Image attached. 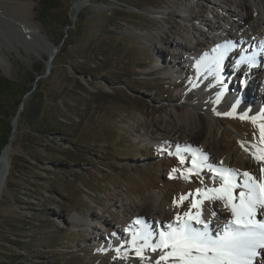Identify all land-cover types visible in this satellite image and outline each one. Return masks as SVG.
Segmentation results:
<instances>
[{"label": "rangeland", "instance_id": "rangeland-1", "mask_svg": "<svg viewBox=\"0 0 264 264\" xmlns=\"http://www.w3.org/2000/svg\"><path fill=\"white\" fill-rule=\"evenodd\" d=\"M30 1L35 3V21L58 49L48 66L47 46L34 42L32 30L20 32L16 25L20 20L0 17V53L6 58L7 75L1 68L0 74L31 88L16 115L15 96L6 100V115L0 114L3 134L16 118L10 152L16 172L9 171L0 195V264H152L159 251L145 249L141 260L130 244L131 226L135 232L141 227L134 223L133 208L146 205L148 214L155 215L158 194L159 206L172 205L174 216L180 208L182 213L188 211L193 196L179 205L174 199L220 181L208 167L199 176L184 179L181 171L192 166L193 154L199 162L203 157L199 149L206 141L224 144L229 139L256 151L252 145H258L254 139L260 138L259 128L241 115L212 113L213 137L206 131L197 149L178 150L183 165L178 151L168 149L158 132L147 133L149 126L159 123L166 126L169 138L187 142L186 133L193 126L176 133L183 126L179 117L191 105L206 104L207 97L199 96L196 88L201 83L199 72L170 45L184 29L182 5L193 0H88L76 18V0H60L50 26L40 16L42 0ZM215 11L228 19L219 8ZM204 16L217 24L211 14ZM195 24L213 36L203 22ZM219 33L218 38L227 40ZM235 36L233 56L238 58L248 45L239 33ZM234 57L223 56L224 69H235L229 83L233 90L239 78L243 81L241 73L236 78L239 68ZM263 59H255V70ZM38 67L45 73L38 74ZM244 89L258 98V87ZM237 148L241 164L256 162L252 152L246 156L248 148ZM207 155L218 157L214 151ZM206 165L213 167L210 162ZM173 168L177 172L172 173ZM255 179L260 181L259 176ZM150 227L156 230L152 221ZM117 231L121 233L118 239L113 237V245L108 236ZM142 243L137 240L136 246ZM258 264H263L260 259Z\"/></svg>", "mask_w": 264, "mask_h": 264}, {"label": "bare ground", "instance_id": "bare-ground-1", "mask_svg": "<svg viewBox=\"0 0 264 264\" xmlns=\"http://www.w3.org/2000/svg\"><path fill=\"white\" fill-rule=\"evenodd\" d=\"M87 2L88 0H84L80 8ZM222 3H226L227 6H223ZM34 5L35 3L30 0H8L0 2V17L3 18L2 16H8L9 18L20 20L21 22L16 24L20 28L19 31H25V29L32 30V36L36 38L34 42L36 41V43L40 46H47L46 49L49 56H51L56 53L55 47L49 43L48 36L41 31V26L35 21V12L33 11ZM233 6H235L236 9H232ZM215 7L219 8L222 13L228 14V19L226 18L227 16H222L219 12H216ZM204 12L211 14L212 19H215L217 24H214L210 18L204 16ZM180 17L185 21L184 29L182 30L180 28L181 30H178V36L170 41V45L173 46L174 50H177L174 51V53L179 55L178 57L180 59L184 58L185 54L189 58H187V60L191 61L192 64L190 63V65L193 66L192 68L197 71V73L199 72L198 74L201 83H197L198 85L196 88L199 89V96L203 95L207 97V100L204 102L206 104L191 105L190 108L186 109L180 115L179 118L183 123V126L177 127L176 133L187 125L193 126L192 131L189 130L186 133L187 142H184L180 138L179 140L169 138L168 135H166V126L159 123H154L152 126L153 128L149 126L147 133L154 134V131L158 132L160 134V139L170 145H165L168 149H173L175 152L178 150H182L184 152L188 149H197L198 139L203 137L206 131H210L211 137H213V126L216 125V123L210 118L212 113H222L228 111L236 115L246 116L250 121H252V117H256L257 119L255 124L259 128V125L264 123V118H262L264 117V59L263 63L260 64L256 70L255 68L258 64L250 67L247 66L249 63L239 65L236 63V58L233 56L235 53V48H233L234 46L227 48V43H224L226 40L218 37H220L219 32H221V34L226 36L229 43L234 44L238 40L235 34L239 33L240 36H243L242 38L245 39L244 44L248 45L246 48L240 49L241 54L244 57L254 56L255 59L264 57V0H193L182 5ZM197 20H200L206 25L207 30L213 35L212 37H209L205 32L197 27L195 24V21ZM222 23L224 25L226 24V26L224 27ZM26 35L28 36V34ZM30 35L31 34H29V36ZM256 44L262 46L258 56L255 54L257 52L255 49ZM217 45L222 47L214 52L213 49H216ZM221 53H223V56L228 55L230 58L234 57V62L236 63L235 66H238L239 68L237 74L235 73L236 78L238 79V74H242L241 77L243 81L239 78V81L237 82L238 86L234 90L232 84L230 86L229 83H232L233 80L231 79L235 78L234 76L233 78L231 77L235 69L233 66H230L228 69H224L223 64H225L226 60L225 58L220 59ZM5 59L6 58H4L3 54L0 53V68L2 69V72L7 75V70L5 71ZM217 62L219 63L218 70ZM227 63L229 65L230 60L227 61L226 64ZM243 67H245L244 70H242ZM220 73L230 74V76L226 75L222 77ZM246 85L259 88L260 92L258 98H255L252 93L245 92L246 89L244 88ZM206 89L208 90L207 92L200 91ZM210 90H214L212 92L213 94L209 93ZM218 96L219 100H217ZM198 122L201 125L200 127L196 126ZM154 128L155 130H153ZM152 138L155 139V137L151 135V139ZM211 141H206L204 143L205 145L203 144L199 149L203 155L202 159L206 157V159H203L204 164L210 162V164H212L213 167L215 166V168L234 169L238 170V172L247 171L254 178L259 176L260 181L264 178V173L261 174L259 170L261 166L264 167V161H257L255 159L256 162L251 164L249 162H242L241 164L237 148L239 145L241 147L242 143L240 140L235 141L229 139L224 144L219 141ZM254 141L264 148V144H260L259 137L254 139ZM11 145L12 140L0 154V181L2 180V171L6 166L8 158L10 157ZM244 148L248 147L244 146ZM211 151L217 153L218 157L216 158L213 156L211 159L208 158L209 156L207 154ZM244 152L246 156H249L248 153H253L255 150L251 151L250 147ZM212 186L215 188L214 183H212ZM160 197L161 196L158 194L155 196V201L157 202V204L153 207V210L156 212L155 215L150 213L148 214L146 205L142 204L133 208L132 212L134 220L140 219L148 225L149 230H151L154 234L153 238H156L160 231H167V224L174 222L176 217L173 214L172 205H170L169 208H161L159 206L158 202ZM219 203L221 204L222 212L218 210ZM208 207L211 208L212 212L214 211L216 213L215 217H212L211 214L206 211ZM195 211L196 209L193 210V212ZM178 213L182 214L181 208ZM203 216L205 219H211L212 222L209 228L213 235L216 234L217 230L222 232L223 224L226 220L231 219V213L224 209L222 203L218 200L212 202L205 200L203 202ZM258 218L264 219V216H260ZM150 221L156 225V230H152L150 227ZM134 227L135 226H131V234L136 231ZM142 230L143 225H141L140 228H137V232ZM120 233V231H117V234L111 237L107 235L110 240L109 242L113 244L115 242L114 239H118V235L120 236ZM97 236L98 235L95 236L96 239L98 238ZM260 258H263L264 260V256Z\"/></svg>", "mask_w": 264, "mask_h": 264}, {"label": "snow or ice", "instance_id": "snow-or-ice-1", "mask_svg": "<svg viewBox=\"0 0 264 264\" xmlns=\"http://www.w3.org/2000/svg\"><path fill=\"white\" fill-rule=\"evenodd\" d=\"M222 46L217 45V51ZM223 53L220 54V59ZM247 62L250 66H255V57H242L237 64ZM219 63L217 62V70ZM219 100V96L217 97ZM231 115L232 113H226ZM246 119V116H241ZM264 118V117H262ZM256 117H252V122L256 123ZM260 144H264V123L259 125ZM244 147L243 145H241ZM256 149L252 153L257 161H264V148L252 145ZM246 151L248 149H245ZM180 164L185 163L184 157L180 156ZM203 159H206L204 157ZM203 159L198 162L195 154L192 156L191 167L181 171L184 179H190L191 175L199 176L203 167H208L214 176L219 177L220 186L218 188H197L195 194L188 193L181 195L179 200L173 201L179 205L189 196L193 200L189 210L182 214H177L174 222L167 224V231H160L157 239L153 242V232L149 230L144 221L137 219L135 224L143 225V230L133 233L130 244L134 246L135 254L144 260V250L150 249L153 253L159 251V256L152 259V264H257V258L264 256V178L257 181L247 171L228 168H213L203 163ZM184 171L189 175L185 176ZM264 173V168L261 169ZM177 172L176 168L172 173ZM170 173V178H172ZM237 177H240L238 180ZM203 184V179L200 180ZM239 189L237 193L236 190ZM200 199H196V197ZM207 200L220 201L223 208L231 213V219L223 224L222 232L217 230L213 235L209 225L211 219L203 216V202ZM192 209H196L195 212ZM212 217L216 216L213 211ZM199 225V227H197ZM115 235V234H113ZM137 240L143 243L136 246ZM127 251V250H126ZM119 256L120 248H116Z\"/></svg>", "mask_w": 264, "mask_h": 264}, {"label": "trees", "instance_id": "trees-1", "mask_svg": "<svg viewBox=\"0 0 264 264\" xmlns=\"http://www.w3.org/2000/svg\"><path fill=\"white\" fill-rule=\"evenodd\" d=\"M60 0H42L41 1V11L40 16L44 23L48 26L51 25V22L55 21L54 18L58 16V10L60 9ZM54 19V20H53ZM68 19V18H67ZM66 24H71L70 20H66ZM38 74H44L45 69L38 67ZM35 82V79H34ZM30 87H23L20 83L10 80L5 76L0 74V114L2 116L6 115V100H10L13 96L17 97L16 110L14 115H16L19 106L25 97V95L30 91ZM20 117V116H19ZM2 120V119H0ZM12 127L9 128V131L5 134L1 131L0 133V150L8 143L9 137L11 135ZM49 152V151H48ZM53 154V153H50ZM9 171L10 174L16 172V166L13 158H9ZM32 192H37L33 189Z\"/></svg>", "mask_w": 264, "mask_h": 264}, {"label": "water", "instance_id": "water-1", "mask_svg": "<svg viewBox=\"0 0 264 264\" xmlns=\"http://www.w3.org/2000/svg\"><path fill=\"white\" fill-rule=\"evenodd\" d=\"M84 0H76L73 4V8H74V14H73V18H76L77 13L80 9V6L82 5ZM55 47V51H57L58 46H54ZM56 54V53H55ZM55 54H52L51 56H49L48 59V66H50L52 59L54 58ZM15 126H16V118L13 120L12 123V130H11V135L9 137L8 143L1 149L0 154L2 153L3 149L9 145L10 141L13 139L14 136V132H15ZM11 152V151H10ZM10 158V157H9ZM9 158L7 160L6 166L4 167L3 171H2V180L0 181V195H1V190L3 189L5 183H6V179L7 176L9 174ZM3 191V190H2Z\"/></svg>", "mask_w": 264, "mask_h": 264}]
</instances>
